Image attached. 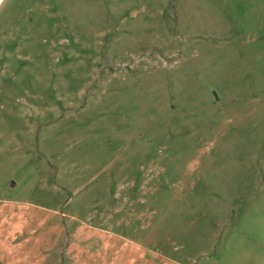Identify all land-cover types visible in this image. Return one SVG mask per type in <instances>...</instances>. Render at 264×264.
<instances>
[{"label": "rangeland", "instance_id": "374dc122", "mask_svg": "<svg viewBox=\"0 0 264 264\" xmlns=\"http://www.w3.org/2000/svg\"><path fill=\"white\" fill-rule=\"evenodd\" d=\"M0 264H264V0H0Z\"/></svg>", "mask_w": 264, "mask_h": 264}]
</instances>
